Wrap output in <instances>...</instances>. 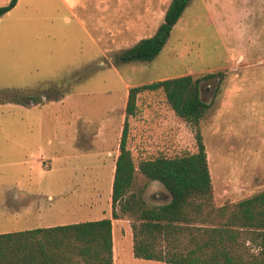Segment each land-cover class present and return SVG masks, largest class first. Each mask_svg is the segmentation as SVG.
I'll use <instances>...</instances> for the list:
<instances>
[{
    "label": "rangeland",
    "instance_id": "374dc122",
    "mask_svg": "<svg viewBox=\"0 0 264 264\" xmlns=\"http://www.w3.org/2000/svg\"><path fill=\"white\" fill-rule=\"evenodd\" d=\"M170 2L18 0L0 16V234L111 219L128 90L180 76L197 81L208 106L198 127L214 205L264 190V0H190L152 61L117 63L155 33ZM136 105L127 137L136 168L196 151L195 127L161 92ZM129 193L147 206L169 199L138 169ZM117 211L114 264H165L134 258L137 212Z\"/></svg>",
    "mask_w": 264,
    "mask_h": 264
},
{
    "label": "trees",
    "instance_id": "16d2710c",
    "mask_svg": "<svg viewBox=\"0 0 264 264\" xmlns=\"http://www.w3.org/2000/svg\"><path fill=\"white\" fill-rule=\"evenodd\" d=\"M17 1L0 6V16ZM189 2L171 0L155 33L123 50L115 61H152ZM145 91L161 92L174 114L195 127V152L146 159L136 168L127 149L128 118L137 113V95ZM25 98L28 103H40L34 94ZM27 101L17 103L26 105ZM207 109L200 100L197 81L190 75L128 90L110 199L113 220L120 218L117 208L121 213L137 212V222L132 225L136 259L165 264H264V190L220 207L213 203L207 154L198 127ZM136 169L148 181L162 184L170 202L147 206L141 197L129 193ZM111 219L2 233L0 264H113Z\"/></svg>",
    "mask_w": 264,
    "mask_h": 264
},
{
    "label": "crops",
    "instance_id": "0c3cea01",
    "mask_svg": "<svg viewBox=\"0 0 264 264\" xmlns=\"http://www.w3.org/2000/svg\"><path fill=\"white\" fill-rule=\"evenodd\" d=\"M112 178H113V175H112ZM13 194H14V198L17 197V193L16 192H13ZM15 205L17 206V204H15ZM110 213H111V199H110ZM119 219H117V220L111 219V225H112V243H113V246H112L113 264H114V254H113V249H114V236H113V234H114V226H115V223L116 222H119L120 221ZM97 220H101V219H96L94 221H97ZM122 232H123V230H122ZM122 236H123V233H122Z\"/></svg>",
    "mask_w": 264,
    "mask_h": 264
},
{
    "label": "water",
    "instance_id": "95a60500",
    "mask_svg": "<svg viewBox=\"0 0 264 264\" xmlns=\"http://www.w3.org/2000/svg\"><path fill=\"white\" fill-rule=\"evenodd\" d=\"M164 190H165V192L167 193V196H168V201H167V203H169L170 202V200H171V198H170V195H169V193L166 191V189L162 186V184H160L159 182H157ZM167 203H165V204H167ZM165 204H163V205H165Z\"/></svg>",
    "mask_w": 264,
    "mask_h": 264
}]
</instances>
